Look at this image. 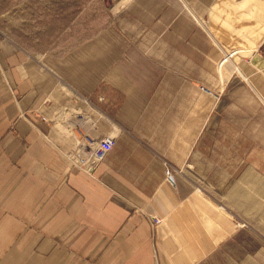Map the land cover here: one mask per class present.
<instances>
[{"label": "crops", "instance_id": "0c3cea01", "mask_svg": "<svg viewBox=\"0 0 264 264\" xmlns=\"http://www.w3.org/2000/svg\"><path fill=\"white\" fill-rule=\"evenodd\" d=\"M106 10L63 53L0 31V264H264V0Z\"/></svg>", "mask_w": 264, "mask_h": 264}, {"label": "rangeland", "instance_id": "374dc122", "mask_svg": "<svg viewBox=\"0 0 264 264\" xmlns=\"http://www.w3.org/2000/svg\"><path fill=\"white\" fill-rule=\"evenodd\" d=\"M112 8L121 0H100ZM213 0H188L198 6ZM74 0H0V31L24 39L39 54L63 53L94 36L103 25H85L73 19ZM196 9V8H195ZM198 13L200 10L197 9ZM89 10L84 11L83 16ZM192 14L188 10V18ZM91 26V28H90ZM20 36V37H19Z\"/></svg>", "mask_w": 264, "mask_h": 264}, {"label": "built area", "instance_id": "2783aa9c", "mask_svg": "<svg viewBox=\"0 0 264 264\" xmlns=\"http://www.w3.org/2000/svg\"><path fill=\"white\" fill-rule=\"evenodd\" d=\"M202 90L209 92V90L204 88H202ZM114 143V139L111 136L104 138L102 141H96L89 136H85L83 138L80 151L86 152V156H83L81 152L77 151L69 154L68 157L77 167L86 173H89L92 168L107 157V155L111 152ZM165 175L166 179L171 183H175L177 176H183L188 179L187 168L177 169L172 167L170 164H166L165 166ZM154 221L157 222L155 219Z\"/></svg>", "mask_w": 264, "mask_h": 264}, {"label": "trees", "instance_id": "16d2710c", "mask_svg": "<svg viewBox=\"0 0 264 264\" xmlns=\"http://www.w3.org/2000/svg\"><path fill=\"white\" fill-rule=\"evenodd\" d=\"M89 10L86 16H83L84 11ZM73 19L79 22L84 21L85 25H103L101 29H97L93 34L96 35L102 31L110 21H108V12L100 0H74L72 4ZM91 28V26H90ZM20 37V36H19ZM21 38V37H20ZM15 38L16 41L25 48L31 49L24 39Z\"/></svg>", "mask_w": 264, "mask_h": 264}, {"label": "water", "instance_id": "95a60500", "mask_svg": "<svg viewBox=\"0 0 264 264\" xmlns=\"http://www.w3.org/2000/svg\"><path fill=\"white\" fill-rule=\"evenodd\" d=\"M188 7L190 8V6L188 5ZM191 9V8H190ZM192 10V9H191ZM193 11V10H192ZM194 13V12H193ZM196 15V14H195ZM196 17H198V19H199V16L198 15H196ZM200 20V19H199ZM201 21V20H200Z\"/></svg>", "mask_w": 264, "mask_h": 264}]
</instances>
